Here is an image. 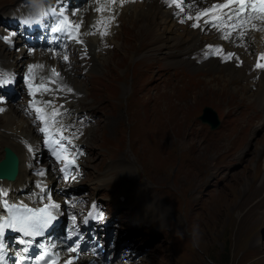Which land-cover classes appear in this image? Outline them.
Returning a JSON list of instances; mask_svg holds the SVG:
<instances>
[{"label": "rangeland", "instance_id": "rangeland-1", "mask_svg": "<svg viewBox=\"0 0 264 264\" xmlns=\"http://www.w3.org/2000/svg\"><path fill=\"white\" fill-rule=\"evenodd\" d=\"M1 5L3 6V3L0 0V7H2ZM133 5L123 11L122 16L125 17H122L118 32L113 39L114 49L105 59L109 66L108 79H113L116 73L118 80L122 78L127 82L131 76L132 65L135 62L130 60V55L139 48L138 43H143L148 35L153 33L156 35L153 30L146 32L145 29L140 27L137 20L139 21V17L143 14L137 18L134 14ZM155 10L158 9L154 7L150 9L149 5L143 7V13H147V15L152 14ZM154 39L149 40L145 46H155L153 44ZM153 55L151 54V57ZM206 65L207 63L204 62L201 66L205 67ZM226 65L228 64H215L212 67H206L209 71L221 72L225 77L224 80L201 69L193 72V77L196 78L200 77V73H203L201 77L205 81H197L198 87L189 96L187 110L205 106L206 109H210L212 105L218 103L231 105L233 102H245L252 98L251 101L255 97L262 98L264 96L262 95L263 91L259 93L260 83L264 82V72L254 82V84L256 83V89L252 93H248L249 97H246L242 89L235 87V79L245 78L249 82L252 74L246 76L243 71L228 67L231 72L226 69ZM103 69L104 67L101 68L102 71ZM155 70L154 63H149L147 60L140 63V72L143 75L155 72ZM77 76H79V73H77ZM210 76L212 77L208 78ZM79 81L82 83V79H79ZM107 84L109 85L105 86L112 93L120 89V84L116 87L111 86L112 90L110 85L113 84L111 82ZM16 89L18 92L21 91L19 85L16 86ZM147 92L148 88L142 98L138 99L140 105L150 102ZM163 94L165 96L161 98L162 101L173 103L169 93ZM8 105L16 109V112L18 111L15 102H9ZM140 111L141 108H129L123 123H119L112 129L102 126L99 132H94V139L91 142L94 144L90 149L87 147V162L96 164V166H91V170L94 171L100 163L102 165L101 159L116 157L118 153H115L120 147L127 145L130 148L131 156L144 167L158 187H153L154 190H159L156 193L165 199L166 194L169 196L168 198L178 202L176 191H178L181 199V188L188 190L190 193V191L202 186L203 178L200 177L199 171L197 173V171L187 169V165H175L176 155L172 152L170 146H174L181 151L185 147H197L198 144L205 143V141L199 138H189L185 135L191 129V125L186 122L187 115L171 113L166 128L167 137L157 139L158 142H161L157 144L148 138L147 123L145 121V116L148 113L144 112V117H142ZM16 114V117L21 116L19 112ZM0 119L3 120V114ZM26 122L31 131L29 122L27 120ZM1 124L5 125V123ZM159 133L165 134L164 131H159ZM228 139L229 135L226 140ZM186 141H192L193 146L187 144ZM221 150L219 144H215L211 148H197V163L201 168L212 165L213 170L216 172L215 156ZM96 151L95 159L91 160ZM234 159L235 155L230 160L217 161V167L222 168V172L218 174L221 187L218 188L217 186L215 194H211V199L207 201V210L201 213L200 220L195 221L194 225H186L189 231L181 229V237L171 233V236L176 237V240L169 238L170 234L163 235V233L170 231L171 226L169 223L184 221V205L178 206L181 213L175 220L171 213L164 215L161 212L156 227L160 238H156L152 245L146 251H143L141 255H138L137 258L134 257L135 259H129L127 262L140 264L141 259L146 258L143 264H264V126L260 133L251 140V145L242 162L236 164ZM132 163L130 164H135ZM88 178L90 179L91 176ZM167 182H170L169 185ZM160 191H162V194ZM161 228H164V232H161ZM194 230L198 232L196 240L192 235ZM156 241H158V246L155 245ZM160 245L157 254L156 248ZM143 255L145 257H142Z\"/></svg>", "mask_w": 264, "mask_h": 264}, {"label": "snow or ice", "instance_id": "snow-or-ice-1", "mask_svg": "<svg viewBox=\"0 0 264 264\" xmlns=\"http://www.w3.org/2000/svg\"><path fill=\"white\" fill-rule=\"evenodd\" d=\"M125 0H110L111 5H117L118 3L122 6ZM171 3L176 7L180 13L185 12L182 0H171ZM38 8V19L36 20H24L25 25L39 24L41 20L52 14L57 17L53 25H48L50 31L53 34V40H60L63 36L67 40H71L77 44H84L81 39V28L83 26V20H75L74 17L77 16V12L65 10L60 11L59 9L52 8ZM96 12L100 13L105 11L104 6L97 7ZM112 14L105 18L97 21L103 30L99 31L101 36H106L107 24L115 20L114 8L108 9ZM219 12L220 15H216ZM189 21H194L192 27L198 28L203 24H211L212 27L216 28L218 31L223 33L224 39H230L233 34H238L243 37L250 30H264V0H222L219 3H213L210 7L200 10L195 16L188 15L186 17ZM181 23L184 20L180 21ZM257 24L260 25V29H257ZM96 25H93L95 27ZM15 33L12 34L14 36ZM12 36H0V41L12 40ZM211 47V46H210ZM223 49L217 48L214 50V54L220 55ZM224 60H230L236 58L233 53L229 52L223 55ZM64 61H68V55L63 56ZM260 61H264V52L260 53ZM43 64L32 63L26 65L27 73L25 80L27 82V87L29 89V108L32 109L34 117L43 126L39 127V132L43 135V142L48 145L51 149L52 155L57 161L63 164L60 171L64 173V179H75V177H69V168L75 164V158L64 155V153L69 152V146L71 145V139L63 134L64 128L62 125L57 126L56 117L60 115L59 109L56 108L52 100H42L37 103V97L39 95L50 94L54 91H59L60 89H53L49 85L55 84L56 81L45 76H37L38 69H44ZM255 67L260 70H264V62H257ZM51 73L59 77L60 73L57 72L55 68H51ZM15 83V75L7 72L0 71V89L7 86H11ZM68 93H72L73 89L68 87ZM44 105L45 107H42ZM46 107H51V113L46 112ZM5 111L3 107H0V112ZM50 127H54L55 131L50 132ZM58 137V138H57ZM39 175L41 177L46 175L45 171H40ZM46 187V186H44ZM44 187L41 188V193H43V199L47 202L43 204L42 207H28L26 204L16 206L9 204V201L5 199L3 201L2 207H0V212L7 210V213L0 217V264H8L9 252L8 244L6 241V230L11 229L18 234H22L19 238L18 243L20 245L32 246L34 238L44 237L46 231L54 227L55 222L59 218V210L61 208L60 203L52 201V196L50 193L44 192ZM5 197L8 196L7 192L2 193ZM89 217L92 216L91 213L88 214ZM97 220L103 219V213H98L95 217ZM73 228L76 227L77 217H71ZM88 220L85 218L84 223ZM75 236V233H70L69 238ZM28 238V239H25ZM79 237L73 240L75 247L69 246L67 251L70 255L61 260L59 253L49 254L48 247H44L43 251L37 255L32 264H76L79 257L76 255L77 252L81 251L79 243L77 241ZM55 248V245H52ZM29 248L25 247L22 252L16 255L12 264H27L29 257L24 255L28 253Z\"/></svg>", "mask_w": 264, "mask_h": 264}, {"label": "bare ground", "instance_id": "bare-ground-1", "mask_svg": "<svg viewBox=\"0 0 264 264\" xmlns=\"http://www.w3.org/2000/svg\"><path fill=\"white\" fill-rule=\"evenodd\" d=\"M1 1H2V3L4 2V0H1ZM145 6H148V4H146V3H143V4L142 3H135L133 5L134 14H136L137 18L143 14V16L139 17V21L137 20V22L140 23L139 25L141 28L145 29L146 32L152 31V30L154 32H156V35H158V36L155 37L154 43H153V44H155L156 47L158 46L157 44H158L161 36H165L166 38H174L173 34L177 33V37L175 38L176 42H183L188 38V36L183 35V33L177 32L178 29L182 28L181 26L177 27L176 29L173 28V24H171L168 21L165 11L158 9V10L153 11L152 14L147 15V13H143V7H145ZM89 11H91V10L89 9ZM122 17H125V16H122ZM81 19H82V14H78L77 20H81ZM136 27H137V23H136ZM169 34L171 35V37H168ZM9 55L12 58H14V65L17 68H20L22 66H24V68H25L26 65L29 63L43 64L45 66L44 69H38L42 73L51 72L50 71L51 68H55L57 70V72L60 73L61 77H63L64 79L70 80L73 84H75L79 87H82V83L79 81V78L77 76L78 72H76V66H74V65L70 66V65H67L65 63H62L59 60V58L56 56L55 53H49L46 51H33L32 53H27V52H24L22 50H19V51L10 52ZM206 63H207V65L205 67H208V66L212 67L216 64L215 61L212 59H209L208 61H206ZM225 67L227 70L231 71L228 68L230 66L226 65ZM212 76L219 77L222 80L225 79V77L222 75L221 72H218V73L213 72ZM246 76H248V74H246ZM260 84H261V88L259 89V93L261 91H263L262 95H264V82H261ZM7 106H8L7 109L3 113V120L0 119V124L5 123V125L9 129L18 133V135H17L18 137H19V133L24 134V133L31 132L30 128L27 127L28 125H27L26 120L22 116L16 117V115H17L16 113L18 111L16 112V109L9 106L8 104H7ZM207 116H208V114H207ZM168 140L169 139L167 138V141ZM3 142H5L3 146H9L10 147V148H8V151H16L17 150L15 142H13L9 137H5ZM186 143L192 144V146H193L192 141H190V142L186 141ZM213 145H215V143L205 141V143L198 144L197 147H194V148L192 147L193 148L192 149L193 159L197 162V160H196L197 148H199V147H210L211 148ZM185 149H188V148L185 147ZM185 149H183V150H185ZM1 151H2V149H1ZM2 158H3V156L0 158V160ZM187 169L195 171L194 169H192L189 166H187ZM197 173H198V171H197ZM199 173H200V177L203 178V184L202 185L211 184L213 182V180H215V178H214L215 171L213 170L212 165H210V167H207V168H201ZM157 179H159V177H157ZM202 194H205V193H202ZM190 200H191V198L187 199V201H190ZM207 201H209V200H205L206 210H207ZM117 246L118 245L116 244L115 250H117ZM145 261H146V258H142L140 264H143ZM117 264H138V263L118 262Z\"/></svg>", "mask_w": 264, "mask_h": 264}, {"label": "water", "instance_id": "water-1", "mask_svg": "<svg viewBox=\"0 0 264 264\" xmlns=\"http://www.w3.org/2000/svg\"><path fill=\"white\" fill-rule=\"evenodd\" d=\"M8 158H9V165H6L4 167H1V169H5L7 171H10V172H13L15 171V166H16V163H15V158L12 157V155L10 153H8ZM0 176H5L4 173L1 172L0 170Z\"/></svg>", "mask_w": 264, "mask_h": 264}, {"label": "clouds", "instance_id": "clouds-1", "mask_svg": "<svg viewBox=\"0 0 264 264\" xmlns=\"http://www.w3.org/2000/svg\"><path fill=\"white\" fill-rule=\"evenodd\" d=\"M38 2H39V0H30V3L33 6H35ZM192 235H193L194 240H196L197 237H198V232L196 230H194L193 233H192Z\"/></svg>", "mask_w": 264, "mask_h": 264}]
</instances>
